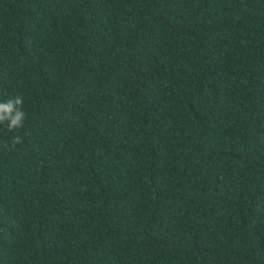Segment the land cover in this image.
<instances>
[{"label": "trees", "instance_id": "1", "mask_svg": "<svg viewBox=\"0 0 264 264\" xmlns=\"http://www.w3.org/2000/svg\"><path fill=\"white\" fill-rule=\"evenodd\" d=\"M0 264H264V0H0Z\"/></svg>", "mask_w": 264, "mask_h": 264}]
</instances>
